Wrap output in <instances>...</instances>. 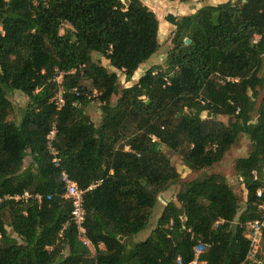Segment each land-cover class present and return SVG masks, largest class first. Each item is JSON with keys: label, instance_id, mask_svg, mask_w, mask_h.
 Wrapping results in <instances>:
<instances>
[{"label": "trees", "instance_id": "trees-1", "mask_svg": "<svg viewBox=\"0 0 264 264\" xmlns=\"http://www.w3.org/2000/svg\"><path fill=\"white\" fill-rule=\"evenodd\" d=\"M165 21L173 30L164 66L120 87L119 74L130 82L160 48L159 21L140 0H0V264H190L198 243L208 247L196 264H264V230L252 255L247 239V225L264 213L256 196L264 188V0ZM15 92L23 108L9 100ZM93 104L97 124L85 111ZM241 135L251 150L233 167L245 192L239 212L227 178L206 170ZM166 152L196 177L182 181ZM62 172L85 191L88 246ZM177 184L156 227L135 243ZM23 192L41 199L7 198Z\"/></svg>", "mask_w": 264, "mask_h": 264}, {"label": "rangeland", "instance_id": "rangeland-1", "mask_svg": "<svg viewBox=\"0 0 264 264\" xmlns=\"http://www.w3.org/2000/svg\"><path fill=\"white\" fill-rule=\"evenodd\" d=\"M140 1L144 5H146L152 12H154V14L156 15L159 21L158 41L160 43V48L155 55H153L148 61H146L145 63L139 66L138 70L135 72L134 77L130 82L126 83L124 81L123 76L119 74L120 87L131 86L136 82L138 78H140L143 75V73L148 68L152 66H164L166 53L171 47L170 38H171V32L173 30V27L165 21V18L168 15H173L175 17L188 15L205 5H217L226 0H189L187 3H179L177 1L169 2L167 0H140ZM94 58L97 60V58L99 57L95 56ZM99 61L103 66L105 67L108 66V62L105 59L100 58ZM263 72H264V61H263ZM8 98L18 109L23 108L26 104L25 96L21 95L19 92L9 93ZM113 101H115V98H113ZM85 111L93 123L97 124L99 122L101 117L99 104L90 105L85 109ZM20 115L21 114L18 111L13 116V119L16 123L19 122ZM204 117L205 114H203V118ZM217 119L220 121L226 120L222 117H217ZM250 150L251 149L249 142L246 140L244 136L241 135L239 136L237 143L224 155L223 160L219 164L206 170L207 172L221 173L227 178L229 184L232 186L235 194L238 197L239 206H240L239 212H242L245 206V192L235 176L233 167L235 160L238 158L246 157L247 154L250 152ZM166 153L169 154L171 163L179 172L182 181H188L196 177V174L189 172L188 170H186V168L182 166L178 156L173 155L172 153L169 152ZM178 190H179V185L177 184L171 186L162 195L163 196L162 199L158 200L157 205L153 209L146 230L133 237V241L135 243L144 241L149 235L150 231L156 227L157 220L163 209V205L165 204L166 201H174L175 195ZM90 250L93 254V250L92 249Z\"/></svg>", "mask_w": 264, "mask_h": 264}, {"label": "built area", "instance_id": "built-area-1", "mask_svg": "<svg viewBox=\"0 0 264 264\" xmlns=\"http://www.w3.org/2000/svg\"><path fill=\"white\" fill-rule=\"evenodd\" d=\"M59 80H60V78H57V81H59ZM74 91H75V89H74ZM52 101L55 104L56 108L59 110L64 103L61 92H59L53 98ZM53 134L54 133L52 132L48 136L49 140L52 139ZM49 148H50L51 152H54L53 148H51V147H49ZM54 161H56V160H54ZM61 177H62V182L64 183V186H65V196L67 198H69L71 200V203H72V209H71V213H70L71 220L73 221V224L75 225V228L77 230V234L80 236L83 245L88 246L89 242L85 238V230L83 227L85 214H84V210L82 207V203H83V195H84L85 191L79 189L77 187V185L74 182H72L64 172H62ZM91 188L92 187H89L88 189H91ZM256 196L258 198L262 199L263 202L259 206V209L264 212V188L258 189L256 191ZM7 198L13 199L14 201H21V202H25L31 198H34L37 201H40V199H41V197L39 195L32 196L28 192H23L20 195H16L14 197H7ZM263 230H264V213H263L262 219L253 221L247 225V233H248L247 239L250 242V248H251L250 255H252L256 251V249L260 243ZM206 247H208V246L203 245L201 243H198L194 247L195 259L190 264H196L197 257L203 252L204 248H206ZM177 264H182L180 258L177 259Z\"/></svg>", "mask_w": 264, "mask_h": 264}, {"label": "crops", "instance_id": "crops-1", "mask_svg": "<svg viewBox=\"0 0 264 264\" xmlns=\"http://www.w3.org/2000/svg\"><path fill=\"white\" fill-rule=\"evenodd\" d=\"M226 1H228V0H226ZM226 1H224V2H222V3H225ZM201 264H203V263H201Z\"/></svg>", "mask_w": 264, "mask_h": 264}, {"label": "water", "instance_id": "water-1", "mask_svg": "<svg viewBox=\"0 0 264 264\" xmlns=\"http://www.w3.org/2000/svg\"><path fill=\"white\" fill-rule=\"evenodd\" d=\"M186 43H188V42L186 41ZM160 199H162V198H160Z\"/></svg>", "mask_w": 264, "mask_h": 264}]
</instances>
